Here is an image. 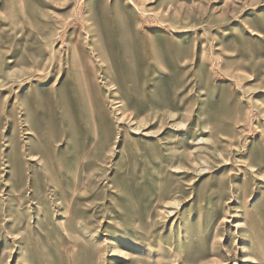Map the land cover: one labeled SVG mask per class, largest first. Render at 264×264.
<instances>
[{"label":"rangeland","instance_id":"obj_1","mask_svg":"<svg viewBox=\"0 0 264 264\" xmlns=\"http://www.w3.org/2000/svg\"><path fill=\"white\" fill-rule=\"evenodd\" d=\"M0 264H264V0H0Z\"/></svg>","mask_w":264,"mask_h":264}]
</instances>
